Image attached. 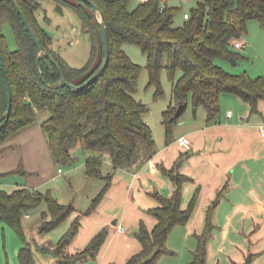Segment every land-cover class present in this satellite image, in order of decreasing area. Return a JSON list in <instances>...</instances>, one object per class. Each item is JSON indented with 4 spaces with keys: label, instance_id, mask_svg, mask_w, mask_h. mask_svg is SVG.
<instances>
[{
    "label": "trees",
    "instance_id": "16d2710c",
    "mask_svg": "<svg viewBox=\"0 0 264 264\" xmlns=\"http://www.w3.org/2000/svg\"><path fill=\"white\" fill-rule=\"evenodd\" d=\"M15 1L46 53L38 63V47L15 5L9 0L1 1L0 52L9 75L13 99L11 114L7 117L9 92L0 65V145L32 124L36 120V110L48 109L50 116L42 126L55 162L73 165L76 161L72 152L81 146L87 153V176L104 177L107 181L86 213L95 209L112 183V172L104 175L107 159L115 170L134 164L143 148L149 155L155 152L153 132L145 119L149 108L135 97L141 67L123 50L124 44H136L147 56L149 85L157 87L156 95L163 93L162 70L166 69L168 73L174 101L164 112L168 141L173 138L174 128L181 117H175L176 107L181 104L188 107L189 100L194 108H205L208 123L217 121L223 93L235 94L249 103L252 113L258 112L260 102L264 101V79L230 74L216 63L218 57L231 61L237 59L238 53L233 48L247 33L250 20L257 19L264 26V0H195L197 7L189 13L190 18L185 19L183 25L175 24V9L162 0L140 2L133 10L129 9L131 0H92L104 14L111 54L103 75L80 92L57 85L62 76L70 83L83 85L103 63V36L91 6L82 0H52L74 10L90 34L91 57L85 66L76 68L53 48L52 39L37 16V11L43 8L42 0ZM5 22L11 23L15 31L16 50L8 47L3 31ZM180 163L177 162L175 169ZM169 174L174 175L172 172ZM172 178L175 185L173 194L170 197L159 196L160 205L147 210L157 223L150 230L141 222L136 236L143 248L126 264H158L163 256L175 254L166 246L168 235L175 226L189 222L199 189L188 208L183 209V180L178 175ZM219 199L207 211V227L203 234L197 235V248L192 253L190 264H207L208 243L214 230L212 216ZM42 204L46 210L42 211L41 233L55 229L75 210L72 204L60 203L50 192L28 188H19L12 193L0 190V224L13 226L25 243L19 253L20 264H37L34 249L58 258L59 264H75L99 253L108 236L106 228L84 250L66 253L80 230V217L74 220L53 249L29 241L22 225L23 215Z\"/></svg>",
    "mask_w": 264,
    "mask_h": 264
},
{
    "label": "crops",
    "instance_id": "0c3cea01",
    "mask_svg": "<svg viewBox=\"0 0 264 264\" xmlns=\"http://www.w3.org/2000/svg\"><path fill=\"white\" fill-rule=\"evenodd\" d=\"M240 102L237 103V116L229 110L232 116L228 117L227 113L224 122L208 123L206 110L199 113V117L200 107L194 109V115L187 117L185 127L182 125L173 131L170 141L165 129L157 136L153 133L155 152L149 155L143 148L132 165L114 170L111 162L106 161L104 175L112 172V183L95 209L86 213L106 184L99 193L97 188L93 194L86 195L84 202L89 206L85 211L72 204L75 210L68 222L65 219L47 232L55 233V239L44 237L40 242H32L55 248L74 220L80 217V230L67 247V254L84 250L105 228L108 236L95 257L75 264H126L143 248L136 236L141 222L150 230L157 223L147 210L160 205L159 196L173 194L172 176L178 175L183 180V209L188 208L197 189L199 195L189 222L175 226L167 239L176 230L183 233L184 238L195 240V250L197 235L203 234L207 227V211L220 197L212 216L214 230L208 243L207 264H221L222 258L229 264H264V137L260 132V126L264 124V101L260 102L256 113H252L249 103L246 102L247 106ZM49 116L50 112L46 118ZM184 136L191 141L189 149L178 143ZM86 157L87 153L85 173ZM179 161L180 166L175 169ZM171 172L174 175L171 176ZM89 178L86 174L83 180L89 182ZM97 178L107 182L104 177ZM94 193H98L97 196H92ZM122 208L123 213L119 214ZM116 219L117 224H114ZM119 227H124L125 232H119ZM34 253L37 264H59L58 258L52 255L37 249Z\"/></svg>",
    "mask_w": 264,
    "mask_h": 264
},
{
    "label": "rangeland",
    "instance_id": "374dc122",
    "mask_svg": "<svg viewBox=\"0 0 264 264\" xmlns=\"http://www.w3.org/2000/svg\"><path fill=\"white\" fill-rule=\"evenodd\" d=\"M143 1L146 0H131L129 9L133 10ZM162 1L175 9L174 21L176 25H183L185 22L184 14L191 13L197 7L195 0ZM42 3L43 8L37 11V16L50 35L53 48L59 50L71 66L76 68L85 66L91 57L92 43L90 34L83 28L78 15L66 6L64 7V14H61L57 10L58 4L52 0H42ZM3 31L9 49H18L16 34L11 23L5 22ZM239 41L244 46L240 49L233 48L238 53L235 61L218 57L216 63L230 74H247L253 79H264V26L257 19L250 20L247 33ZM123 50L135 64L141 67L135 97L148 106L149 111L145 115V119L154 135L157 136L159 132L162 133L163 129L166 131L163 124L164 112L174 103L172 84L168 73L166 69L162 70L163 93L156 95L157 87L149 85L150 75L147 56L136 44H124ZM238 102L246 103L242 102L235 94L223 93L220 97L221 111L217 122H224L229 110L235 112L237 116ZM246 105L248 106L247 103ZM194 109L196 108L189 100L187 110L179 118L174 130L185 127L184 121L187 117L194 115ZM199 113H205L203 106H200L198 116ZM47 114H49L48 109L36 110V120L32 124L14 134L3 146L0 145V190L12 193L19 188H28L42 193L50 192L60 203L73 204L85 211L89 206L84 202L86 195L93 194L97 188L99 193L106 183L104 179L97 177L89 178V182L83 180L86 176L85 151L81 146L72 152L76 161L73 165L55 162L42 126L43 121L47 119ZM161 135L163 136V134ZM142 142L140 141V143ZM59 169H62V172H59ZM98 193H94L95 195L92 196L95 197ZM44 210H46V206L42 204L38 208L26 211L23 215V229L26 238L31 242L33 240L40 242L44 237L55 239V233L45 234L39 231V226L43 221L42 211ZM122 210L123 208L119 214L123 213ZM69 217L66 219V223ZM182 234L176 230L171 234V238L166 241V246L175 254L163 256L158 264H190L194 251L193 245L195 244L193 241L195 240L186 239ZM24 244V240L13 226L6 223L0 224V264H20L19 253ZM221 264L229 263L225 258H222Z\"/></svg>",
    "mask_w": 264,
    "mask_h": 264
},
{
    "label": "water",
    "instance_id": "95a60500",
    "mask_svg": "<svg viewBox=\"0 0 264 264\" xmlns=\"http://www.w3.org/2000/svg\"><path fill=\"white\" fill-rule=\"evenodd\" d=\"M3 0H0V2ZM10 2H12L15 7L17 12L19 13L28 33L30 34L32 40L34 41V43L37 45L38 47V58L37 61L38 63L40 62L41 56L43 53H46L45 47L42 45L41 41L39 40V38L37 37L31 23L29 22V20L27 19V17L25 16V14L23 13L22 9L20 8V6L16 3L15 0H9ZM86 3H88L91 8L92 11L94 13V16L96 18V20L98 21L100 28H101V32H102V36H103V43H104V51H105V56H104V60L102 65L98 68V70L90 77V79L83 85H77V84H73L68 82L63 76L60 79L59 84L57 85V87H67L69 89H71L74 92H80L83 89H85L87 86H89L91 83L97 81L105 72V70L108 67L109 61H110V42H109V34H108V27L105 23V17L103 12L101 11V9L99 8V6L93 2L92 0H82ZM57 10L61 13L64 14V7L60 4L57 5ZM0 65L1 68L3 70V74H4V78H5V82L7 85V89L9 92V103H8V112H7V117L10 116L11 114V110H12V88H11V83H10V79H9V75L7 73V70L5 68V62L3 59V56L0 52ZM39 73L42 75V70L39 67ZM43 78V81L46 82L45 78ZM187 109V106L185 104H181L179 105L176 113H175V117L178 118L180 116L183 115V113H185V110ZM114 224H117V219L114 221Z\"/></svg>",
    "mask_w": 264,
    "mask_h": 264
},
{
    "label": "built area",
    "instance_id": "2783aa9c",
    "mask_svg": "<svg viewBox=\"0 0 264 264\" xmlns=\"http://www.w3.org/2000/svg\"><path fill=\"white\" fill-rule=\"evenodd\" d=\"M184 18L185 19H189L190 18V15L189 13H185L184 14ZM235 48L236 49H240L241 47L244 46L243 43L241 42H238V43H235ZM232 116V112L229 111L228 112V117H231ZM260 132H261V136L264 137V124H262L260 126ZM178 143L181 147H184L186 149H189L191 147V141L188 137L184 136V137H181L180 139H178ZM106 161H109L108 159ZM59 172H62V169H59ZM119 232H125V228L124 227H119L118 229Z\"/></svg>",
    "mask_w": 264,
    "mask_h": 264
}]
</instances>
